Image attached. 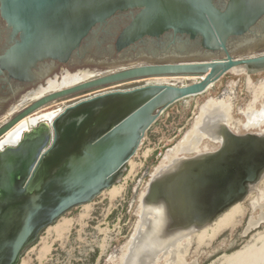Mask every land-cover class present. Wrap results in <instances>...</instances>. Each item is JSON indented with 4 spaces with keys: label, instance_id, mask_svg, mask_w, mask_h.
I'll list each match as a JSON object with an SVG mask.
<instances>
[{
    "label": "water",
    "instance_id": "obj_1",
    "mask_svg": "<svg viewBox=\"0 0 264 264\" xmlns=\"http://www.w3.org/2000/svg\"><path fill=\"white\" fill-rule=\"evenodd\" d=\"M129 11L137 13L102 58H124L136 44L162 37L164 56L183 58L194 48L200 58L131 66L48 91L1 126L0 140L32 119L17 143L0 151V264H20L44 229L119 183L163 110L204 94L231 71L264 73V53L236 57L229 50L238 39L255 42L256 29L264 27V0H0L10 30L0 76L32 81L48 60L69 62L92 36L113 35L114 18ZM160 77L199 81L96 95L48 122L34 116L69 96ZM200 128L219 147L173 160L151 176L140 200L155 217L148 246L156 254L177 237L223 222L264 177V131L240 135L211 115Z\"/></svg>",
    "mask_w": 264,
    "mask_h": 264
},
{
    "label": "rangeland",
    "instance_id": "obj_2",
    "mask_svg": "<svg viewBox=\"0 0 264 264\" xmlns=\"http://www.w3.org/2000/svg\"><path fill=\"white\" fill-rule=\"evenodd\" d=\"M196 81L199 79L194 77H160L138 80L132 85L141 86L148 82L180 86L190 85ZM211 100L230 106V118L233 122V124L230 123V127L234 132L240 135L259 132L258 128L257 130L244 129L246 118L243 113L260 110L264 106V73L248 76L240 70L231 71L204 94L178 101L175 105L163 110L157 122L145 134V139L137 154L130 160L123 178L116 184L122 188V193L112 200L108 190L104 191L89 204L91 211L83 219L81 216L85 213L84 205L68 212L57 221L55 226L40 234L36 244L25 251L20 264L22 262L25 264L121 263V258L126 253L125 248L130 242L129 239L135 234L140 224L139 198L146 191L151 175L156 173L157 167L169 153L168 151L175 148L193 130L203 107ZM69 103L72 102L64 101L50 105L40 113L61 112L65 108L64 105ZM202 145L201 148H206L207 151L219 147L217 142L210 139H204ZM258 196L261 198L262 205L253 209L247 200L258 199ZM248 199L243 202L247 211L242 221L234 229L223 232L209 245L202 246L200 249L193 245L188 262L216 264L217 259L242 250L252 237L264 233V222H261L258 227L247 230L251 219L258 220L264 212V179L258 190L251 193ZM64 220L73 221V224L63 237H58L54 229L58 224H63ZM45 242L51 246V252L41 257L40 250ZM261 246H256L255 250H259Z\"/></svg>",
    "mask_w": 264,
    "mask_h": 264
},
{
    "label": "flooded vegetation",
    "instance_id": "obj_3",
    "mask_svg": "<svg viewBox=\"0 0 264 264\" xmlns=\"http://www.w3.org/2000/svg\"><path fill=\"white\" fill-rule=\"evenodd\" d=\"M134 13L137 12L129 11L126 13L117 14V16L112 21V26H115L114 28L111 29V33L113 35L110 34L107 35L104 32H100L98 37L94 38V36H92L90 42L87 41L83 42L82 47L71 58L69 62L60 63L57 61L48 60L46 63L42 64L39 70L37 71L38 77L30 82L13 81L10 80L7 76L1 75L0 76V128L5 123L15 118L19 113H21L24 109H26V107L30 106L37 98L43 95L40 94L42 92L41 90H45L46 88H48L50 82H56V84L60 86V84L63 83L65 78L70 79L76 76L75 78L78 79V81L75 82L76 84L73 83L75 85L71 84V86L70 85L68 86V87H73L80 85V83H83L87 80L96 79V77L107 75L112 71L119 69H126L127 67H131V66H140L143 64L175 63L181 61H191L200 58V56H197L195 54L194 48L191 49L192 50L191 55L189 54L183 58L176 56L175 57L164 56L163 45L166 41L164 40V37L159 39L149 38L145 43H143V45L136 44L133 48L127 50V53L124 55V58H120L118 54H115L114 56L111 57L108 56L107 59L102 58L99 54L106 51L108 52L110 51L109 46H111V44L115 45L116 43L115 41L118 35L123 31L125 26L131 22ZM9 37H10V30L9 28H7L6 22L3 20L0 14V54L9 45L8 44ZM254 37L256 38L255 42H248L246 39H238L235 43V46L231 47L229 50L232 52L233 55H236V57L239 56L246 57L251 53L255 54V52L264 53V27L259 25L258 28L256 29V33ZM101 39H105L104 41L105 43H100L99 40ZM89 43H92V48L90 49L88 48ZM217 57L221 58L223 56L219 55ZM65 87L67 88V86H64V88ZM90 93L93 92L69 96L56 103H63L64 101L74 102L80 100V98L87 96ZM49 112H53V111H49ZM49 112L38 113L35 116L39 117L41 114H47ZM25 123L28 124L29 120L27 121L25 120L22 123L23 127L28 128L26 127ZM39 124L40 121L37 122V125ZM7 146L9 145H5V144L2 145V147H0V151H2V149H4ZM143 195L141 196V198L143 197ZM141 198H139V201L141 200ZM140 205H141V201H140ZM138 217H140L139 220L141 223V229L147 231L146 224L151 217L147 216L144 219H142L141 214H139ZM56 223L52 224L50 227H52L53 225L55 226ZM46 229H44L43 231H45ZM150 231L151 230L148 229L147 232L151 233ZM145 235L140 240L139 237L137 239L135 238L133 241L134 244L139 245L144 240L145 243H148V241L150 240V235L148 236V238H145ZM132 237L133 236L130 237L129 239L130 241L132 240ZM34 244L32 246H34ZM32 246H30L29 248H32ZM29 248H27L26 250H28ZM136 248L135 251L132 253V255H130L132 259L130 258V260H128V256H129L128 253L126 255V258H124L125 260H128L127 264H146L144 262V258L152 257L153 255H147L144 252L141 256H139V252L137 251ZM165 248L167 249L166 252L160 255H162L163 257L165 256L172 257L174 255V248H171V246H169L168 244ZM133 257H135V261L133 260ZM152 261H154V259L151 260L150 262ZM150 262H148V264Z\"/></svg>",
    "mask_w": 264,
    "mask_h": 264
},
{
    "label": "bare ground",
    "instance_id": "obj_4",
    "mask_svg": "<svg viewBox=\"0 0 264 264\" xmlns=\"http://www.w3.org/2000/svg\"><path fill=\"white\" fill-rule=\"evenodd\" d=\"M75 77L70 78V79L65 78L63 83L61 82L62 84H60V86L57 85L56 82H50L48 85V88H46L45 90H41L42 92L40 94H45L48 91L62 90V87L64 89V86H67V87L69 85L71 86V84L78 81V79H76ZM59 113L60 112H49L47 114H41L39 118L41 121L48 122L49 120H52L55 116H57ZM209 115L223 119L224 121L228 123L229 127L231 126L230 123L233 124L230 118V106L220 101L218 102L212 101V100L209 101L208 104L205 105V107H203L202 113L200 117L198 118L199 120L197 121L193 130H191L186 135L187 137H185L184 140L179 142L175 148L168 151L169 153L164 157L161 164L157 167L155 174L162 171V169H164L166 165L170 164L173 160L177 159L179 156H183L186 154L187 156H189L195 153H200L204 149L206 150V148H203V147L201 148V146H203L202 141L205 138L210 139L211 141L217 142L219 144L218 140L212 139L210 136L208 137V135H205L206 132L204 128L203 129L200 128L201 124L203 123V120H205V118H208ZM243 115L246 118L244 129L249 130L251 128H255V130H257L258 128L261 132L264 131V106L260 110L248 112L245 114L243 113ZM25 120L26 121L29 120L30 122L32 119L30 118V119H25ZM24 121H22V123ZM22 123H20V125L16 128L15 131L8 133L6 136L1 138L0 147H2V145L4 144L14 145L17 143L19 132L26 130V128L22 126L23 125ZM263 179L260 181L261 183ZM260 184H258V186L251 193L256 192ZM122 191L123 190L121 187L115 185L112 189L108 190V195L113 200L116 197H118L122 193ZM247 201L250 203V206L253 209L258 208L259 205L261 204L260 203L261 198H259V196H258V199L249 198ZM84 211L85 213L81 216L82 219L83 217L87 216L88 213L91 211V206L89 204L84 205ZM140 211H141L140 214H141L142 219L148 216V213L144 212L142 210V207ZM246 211H247V208L244 206V203H241L235 210L228 211L227 219H225L223 222L217 225H214L211 228L206 227L200 231H195L189 235L184 236L183 238H180V239H178V237L175 238V241H171L168 243V245L171 246V248H174V255L172 257L171 256L163 257L162 255H160L166 252L167 249L165 248V246L167 245L164 246V249L160 251L159 254H156L155 252H153L154 250H152V248L148 246L151 244V235L153 234L152 232L153 229L150 228L152 226L151 223L153 224L155 222V217L149 216L151 218L150 220L147 221L146 229L147 231L148 229L151 230L150 232L152 234L148 233L147 231L142 230L141 223H140L138 225V228L134 232L135 234L133 235L132 240L127 244L125 248L126 253L121 258V261H120L121 263L119 264H127L128 260H130L131 258L130 255H132V253L135 251V248L137 246L138 247L136 249L139 252V256H141L144 252L147 255H153L152 257L144 258V262L146 264H148V262H150L153 259L154 261L150 262L149 264H193L194 262H188V256L190 254L192 246L195 245L198 249H200L202 248V246L209 245L210 243H212V241L216 239L219 235H221L223 232L234 229L242 221L243 217L246 215L245 214ZM72 222L73 221H70V220H67V221L64 220L63 224L61 225L58 224L55 227L54 231L56 232L57 235H59L58 237H63V234L68 232V230L73 224ZM261 222H264V212H262V215L259 217L258 220L251 219L247 227V230L258 227ZM144 235H145V238H148V236L150 235V240L148 241V243H145V240H144L143 242H141V244L135 245L133 242L134 239L135 238L137 239L139 237V240H140L142 237H144ZM258 245H262V246L260 247L259 250H255L256 246ZM50 248L51 246L45 242L43 247L40 250L41 257L48 255L51 252ZM127 253L129 254L128 260H125L124 258H126ZM137 258H140V257H137ZM133 260L135 261V257H133ZM215 263L216 264H264V233H259L258 235H255L254 237H252L251 241L247 245H245V247L242 250L235 252L233 254H230L228 256L222 257L220 259H217ZM22 264H25V262H22Z\"/></svg>",
    "mask_w": 264,
    "mask_h": 264
},
{
    "label": "built area",
    "instance_id": "obj_5",
    "mask_svg": "<svg viewBox=\"0 0 264 264\" xmlns=\"http://www.w3.org/2000/svg\"><path fill=\"white\" fill-rule=\"evenodd\" d=\"M133 82H137V81H129L128 83H125V84L113 85L112 87H106V88H103V89L96 90L95 92L90 93L87 96H84V97L80 98V100H77V101H74V102L69 103L67 105H64V107L70 106V105H74L75 103H78V102H80L81 100H84V99L96 97V95H101V94H105V93H112V91H128L130 89H134V88H138V87H143L144 85H148L149 84L148 82H145L144 85H141V86L136 85L135 86V85H132Z\"/></svg>",
    "mask_w": 264,
    "mask_h": 264
},
{
    "label": "crops",
    "instance_id": "obj_6",
    "mask_svg": "<svg viewBox=\"0 0 264 264\" xmlns=\"http://www.w3.org/2000/svg\"><path fill=\"white\" fill-rule=\"evenodd\" d=\"M206 139V138H205Z\"/></svg>",
    "mask_w": 264,
    "mask_h": 264
}]
</instances>
